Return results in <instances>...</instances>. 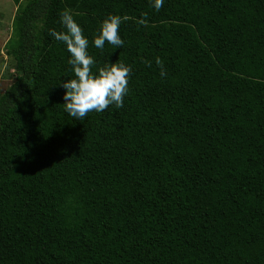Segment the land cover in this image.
Returning a JSON list of instances; mask_svg holds the SVG:
<instances>
[{
	"label": "trees",
	"instance_id": "1",
	"mask_svg": "<svg viewBox=\"0 0 264 264\" xmlns=\"http://www.w3.org/2000/svg\"><path fill=\"white\" fill-rule=\"evenodd\" d=\"M65 10L94 74L131 68L123 107L64 111ZM109 15L124 45L97 49ZM13 20L0 264H264V0H27Z\"/></svg>",
	"mask_w": 264,
	"mask_h": 264
},
{
	"label": "clouds",
	"instance_id": "2",
	"mask_svg": "<svg viewBox=\"0 0 264 264\" xmlns=\"http://www.w3.org/2000/svg\"><path fill=\"white\" fill-rule=\"evenodd\" d=\"M165 0H151L152 7L159 11ZM64 31H51L50 35L55 40L63 43L70 54L68 61L73 72V78L63 80L60 86L64 89V111L74 120L82 121L90 112H103L110 105L121 108L124 105V97L128 92V78L131 68L123 63H110L99 69L95 74L92 66L95 61L88 53L89 40L83 34L80 25L74 20L70 11L65 10L60 14L59 21ZM122 19L116 15L107 16L98 29L97 35L92 41L97 49H103L105 43L113 46V49L124 45V40L119 35ZM156 63L161 68L162 62ZM161 76L166 75L161 71Z\"/></svg>",
	"mask_w": 264,
	"mask_h": 264
},
{
	"label": "rangeland",
	"instance_id": "3",
	"mask_svg": "<svg viewBox=\"0 0 264 264\" xmlns=\"http://www.w3.org/2000/svg\"><path fill=\"white\" fill-rule=\"evenodd\" d=\"M26 2L27 0H0V95L17 74L13 69V59L5 51L7 41L13 34V19Z\"/></svg>",
	"mask_w": 264,
	"mask_h": 264
},
{
	"label": "water",
	"instance_id": "4",
	"mask_svg": "<svg viewBox=\"0 0 264 264\" xmlns=\"http://www.w3.org/2000/svg\"><path fill=\"white\" fill-rule=\"evenodd\" d=\"M0 56H2V54L0 53Z\"/></svg>",
	"mask_w": 264,
	"mask_h": 264
}]
</instances>
